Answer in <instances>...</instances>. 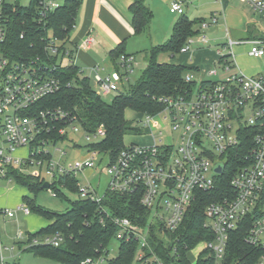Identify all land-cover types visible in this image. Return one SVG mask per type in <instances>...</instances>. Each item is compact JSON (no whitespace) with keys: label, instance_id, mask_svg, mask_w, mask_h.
<instances>
[{"label":"built area","instance_id":"built-area-1","mask_svg":"<svg viewBox=\"0 0 264 264\" xmlns=\"http://www.w3.org/2000/svg\"><path fill=\"white\" fill-rule=\"evenodd\" d=\"M218 1L223 6L224 0ZM243 1L264 18V0ZM5 4V0H0V177L8 178V170L14 168L45 182L42 175L45 168L51 188L62 176L76 178L79 171L93 167L96 156L105 152L89 148L85 156L69 166L53 158L48 145L68 139L70 130H77L79 124H73L74 116L60 107L38 108L35 105L62 87L61 79L55 74L59 66L75 64L76 61L71 59L64 64V58L69 57L70 51L60 50L56 39L51 36L44 47L48 56L43 57L41 53L19 57L8 54L3 48L8 37ZM60 4L58 0H40L37 7L39 22H44L47 14ZM170 11L182 14L185 10L181 1H173ZM212 19L216 22L218 15L215 14ZM208 25V21H204L203 28ZM24 35L22 31L21 38ZM202 39L208 42L205 34ZM189 42L181 51L190 50ZM241 42L229 37L227 42L221 44L222 47L216 49L219 54L217 63L222 71L236 68L233 46ZM250 42V53L263 57L264 34ZM94 43V36L87 35L78 45V50H87ZM56 55L59 57L56 61L49 58ZM117 65L120 70L114 67L105 75L102 74L105 67L99 64L92 67L95 88L104 97L117 91L118 83L133 72L134 56L121 54ZM218 74L217 69H210L208 75L211 78L200 82L195 97L192 88L186 95L160 98L165 104L162 110L155 114H143L139 118L141 125L159 129V134L163 133L162 124L168 123L172 131H179L178 142H164L163 137L159 136L151 144L125 145L116 158H111L108 166L111 175L109 190L128 193L140 191V203L150 213L144 225L133 223L125 217H114L119 226L115 238L128 240L135 237L139 242L138 258L144 255L142 248L150 245L148 235L155 226L162 225V229L175 231L190 207L195 191L215 188L217 163L225 164L228 151L240 143L244 128H249L253 130L252 144L245 154V163L239 166L230 180L232 192L208 203L205 208L204 226L214 233V239L202 242L204 249L214 255L215 264H224L229 233L246 224V241L263 250L256 264H264V72L249 76L240 70L221 79L214 78ZM185 79L192 80L191 74L185 73ZM59 119L65 121L64 126L59 128L61 136L51 138V122ZM87 133L88 138L89 134L99 138L91 143L99 142L105 136L103 127ZM23 147L26 148L25 153L17 154V150ZM56 150L66 153L61 147ZM30 168L36 171H30ZM78 187L81 197L89 196L96 201L103 197L97 196L90 186H81L78 182ZM18 210L24 214L31 212L24 202L14 210H0V213L13 216ZM104 211L107 216L112 215L109 208L104 207ZM161 234L170 241L165 232ZM62 239V234L56 232L46 235L41 241L59 246ZM39 242L36 239L35 243ZM110 258V247H107L98 255L84 258L81 264H107ZM149 261L163 264L156 255L149 257ZM2 264L7 262L3 259Z\"/></svg>","mask_w":264,"mask_h":264},{"label":"trees","instance_id":"trees-1","mask_svg":"<svg viewBox=\"0 0 264 264\" xmlns=\"http://www.w3.org/2000/svg\"><path fill=\"white\" fill-rule=\"evenodd\" d=\"M39 1L30 0L27 5L20 1L5 4L8 37L3 43L4 50L15 57L23 54L35 56L40 53L43 57L48 56L44 47L51 36L56 39L59 49H68L69 57L72 55L73 58L77 47L71 42V32L76 25L82 0H64L59 7L47 14L44 22L38 20ZM129 10L134 34L139 35L152 23L154 12L147 4V0H132ZM204 20L205 18L191 20L182 13L174 23L171 36L162 44L151 48L148 63L136 83L128 89H118L112 100H106L92 85L90 77L82 74L84 73L82 68L72 63L59 66L55 74L61 79L62 87L54 94L38 101L35 107H60L74 116L73 124L77 122L86 132L91 133L103 127L105 136L101 141L89 144V147L98 148L108 153L112 159L116 158L126 145V135L133 131L137 133L142 127L134 125L133 120L127 117L128 109L140 115L155 114L165 107L160 98L186 95V92L192 89L195 81L185 79V73L191 67L161 62L158 55L169 53L175 57L192 36L199 32L194 28L195 24ZM22 31L25 33L23 38ZM125 41L110 51L113 66L118 70L120 67L117 61L119 56L125 53ZM49 58L56 61L59 57L56 55ZM138 121L140 122L139 118ZM64 124L65 121L60 119L51 122L53 127L50 134L58 135L59 128ZM252 134V129L244 128L240 135V143L228 151L223 173L215 177V188L211 191H195L194 199L175 231L162 229V225L155 226L148 235L150 245L142 248L144 253L142 258L137 256L139 242L135 237L121 239L117 256L111 257L107 264H156V261H149L152 255H156L163 264H215L214 255L208 249L200 252L195 260L189 258L188 253L200 242L214 239V233L204 226L205 208L208 203L220 200L224 194L232 192L230 180L239 166L245 163L244 157L252 144ZM8 174L15 182L35 195L34 198L24 197V202L31 212L43 216L50 222L31 234L30 239L34 237L39 239L41 236L60 232L65 240L59 246L39 240V243L30 246L31 249L38 255L57 260L60 264H81L84 258L98 255L104 248L110 247L119 228L114 217H125L133 223L144 225L150 215L149 210L140 203V191L128 193L108 189L100 201L92 200L89 196H78L69 200L71 204L69 210L62 213L52 211L36 202L37 193L43 189L44 180L14 168H10ZM51 187L56 189L57 196L62 197L67 196L64 188L72 192L79 191L78 180L70 175L62 176ZM104 207L110 209L111 216L106 215ZM246 230L247 225L242 224L229 233L224 264H256L260 259L263 250L246 241ZM162 232H165L170 241L159 235ZM150 237L153 241H150Z\"/></svg>","mask_w":264,"mask_h":264},{"label":"rangeland","instance_id":"rangeland-1","mask_svg":"<svg viewBox=\"0 0 264 264\" xmlns=\"http://www.w3.org/2000/svg\"><path fill=\"white\" fill-rule=\"evenodd\" d=\"M7 1L15 2L16 0ZM17 1H20L24 5L27 3V0ZM59 1L61 3L64 2V0ZM206 1L207 0H203V2H205L204 4H200V1L198 0H190V2L187 3V16L191 20H195L196 18H205L209 21V23H211L207 28H203V23L205 20L201 23L195 24L194 28H197L199 32L192 36V39H190V50L180 51L175 54V57H172L169 53H160L158 55V59L161 62H173L191 67L186 73L191 74L192 80L195 81V84L192 86V88H194L193 97H195L196 92L200 87V82L202 80H206L207 78H211L208 75V71L210 69L218 70L219 74L214 77L217 79H221L228 74L235 73V71L240 70L249 76H256L259 73L264 72V56L256 57L250 53L252 48V43L250 40H253L264 34V18L262 15L253 10L243 0H229L227 5V13H225L227 18L224 19V17H222L223 15L218 16L219 21L214 22L212 19V8L208 7V2L206 3ZM147 3L151 6L154 12V19L150 26H148L143 33L139 35L134 34L131 36V38L125 41L127 53L134 56L135 68L123 83H118L119 90L128 89L131 85L136 83L148 63L151 48L153 46L162 44L171 36L174 23L181 16V14L170 12L172 0H148ZM218 13L220 12L218 11ZM233 13H235V17L232 16ZM243 13L246 15V18L242 17ZM241 20L255 22L250 23V25L247 24L244 26V29L238 27V22ZM236 21L238 24L235 23ZM226 24L229 25L228 32L230 36L227 33ZM204 34L207 36V43H205V41L202 39V35ZM229 37L235 41L243 42L236 43L233 46L235 62L237 64L236 68L231 69L230 71H222L220 65L217 63L219 54L217 53L216 49L218 47H222L221 44L227 42ZM115 47H117V45ZM95 54V56H98L97 61L99 65L106 68V70L102 71L103 75H105L107 71L115 69L112 63L110 52L105 54L104 52L102 53L100 51H95ZM73 56V58L72 55L71 57H65L64 64H67V62H69L71 59L75 61L76 57L75 55ZM83 66L84 73L82 74L89 76L92 85L96 87L94 83V72L89 67H85V65ZM123 85L125 87H123ZM117 91H113L104 98L108 101L112 100ZM126 115L129 119L133 120L134 125L142 126L140 131L138 130L140 133L133 131L132 133L126 135V145L131 143L151 144L154 143V141H156V137L159 138V136L163 137L164 142H178L179 131H172L171 126L168 123L165 125L162 124L161 129H163V133L159 134V129L153 130L151 127H145L141 125V123L138 121V118H140L142 115L139 113H135L134 111L128 109ZM60 134V131L58 132L59 136L52 133L50 137L59 138L61 136ZM87 136L88 133L82 128L81 125H78L77 130H70L68 139L58 140L55 145L51 143L48 145V147L56 161L69 166L74 161L85 156L90 148L89 144L92 141L99 139L91 134H89L90 138ZM57 147H61L66 153L62 154L60 151H57ZM25 151L26 148L23 147L19 149L17 153L22 155L25 153ZM110 162L111 156L108 153H100L95 158V165L93 167L79 171L76 175V179L81 186H90L97 196H103L107 189L109 190L108 185L111 180V175L108 172V166L110 165ZM30 171H36V169L30 168ZM28 175L33 176V174ZM42 175H44L46 181H50V177L45 174V168L43 169ZM8 176L12 177L10 174H8ZM15 184L16 183L14 181H11L7 177H0V186L5 185L7 188L12 187ZM64 190L67 194L66 197L57 196V194H54V192H56L54 187L47 189L43 188L37 193L36 202L37 204H40L49 210L60 213L65 212L71 207L69 200L77 198L79 196V192H72L65 188ZM22 213L18 212L15 216L9 218L8 216L0 217V264H2V257H4V261L7 262V264H60V262L55 259L36 254L30 247L34 240L33 238H27L25 242L21 241L20 236H18V232L20 230H22L23 236H27L28 232H31V230L41 228L42 225L37 222L38 219L39 221L44 220L45 223L42 224L47 225V222H49L48 219L44 218L43 216L41 217L35 212H32L31 214ZM29 215L36 221L29 222L27 220ZM46 225H44V227ZM159 235L162 236L161 233H159ZM44 237L45 236H41L38 240H43ZM164 238L166 239V237ZM64 241L65 240L62 239L61 243H64ZM150 241H153L151 237ZM119 247L120 240L114 237L110 243L111 257L117 256ZM204 247L205 245L203 242L197 244L191 251H189V258L195 260L199 253L203 251Z\"/></svg>","mask_w":264,"mask_h":264},{"label":"crops","instance_id":"crops-1","mask_svg":"<svg viewBox=\"0 0 264 264\" xmlns=\"http://www.w3.org/2000/svg\"><path fill=\"white\" fill-rule=\"evenodd\" d=\"M131 1L132 0H82V3L78 9V13L76 17V25L73 31L71 32V42L77 47L76 53H75V57H76L75 61L77 65H79L83 69H84L83 65H85V67H89L92 70V67L94 65L99 64L97 61L98 56H95L96 55L95 51H100L102 53L104 52L106 54L110 52L113 48H115L116 45H119L122 41L127 40L131 38V36L134 35L132 15L129 10V5ZM173 1H181L184 7V10H185L184 13L187 15V7H188L187 3L190 2V0H172V2ZM198 1H200V4L205 3L203 2V0H198ZM228 1L229 0H224L223 6L218 0H215V1L207 0L206 3L208 2V7L212 8V16H214L215 14H217L218 16L223 15L222 17L226 19L227 17L225 16V13H227ZM5 2L14 3V2H9L7 0H5ZM29 2L30 0H27L26 5ZM59 3L61 2L59 1ZM218 11L220 13L222 12L223 13L220 14L218 13ZM232 16L235 17V13H233ZM242 17L246 18V15L243 13ZM205 21H208V20L205 19ZM218 21H219V17L216 22ZM252 22H255V21L241 20L238 22L239 24L237 23V21L235 23L239 25L238 27L244 28V26H246L247 24L250 25V23ZM210 24L211 23H209L207 27H209ZM226 26H227V33L229 35V32H228L229 25L226 24ZM87 35L94 36L95 38L94 45L87 50H82V49L78 50V45L84 40V38ZM125 53H127L126 47H125ZM8 178L11 181L15 182V180L12 177H8ZM15 183L16 184L13 185L12 187L6 188L5 185L0 186V210L1 211L5 209H16L18 205H20L21 203H24L25 196H29L31 198H34L35 196L26 187L18 184L17 182ZM18 212L22 213V211L18 210L16 211V214ZM31 213L32 212H30V214ZM1 216H4V217L8 216V218L13 217V216L6 215L3 212L0 213V217ZM27 220L29 222L36 221L32 219L30 215L27 218ZM37 222L42 225L41 228H43L44 225H46V224H42V223H45L44 220L39 221L38 219ZM47 223L49 224L50 222H47ZM40 229L37 228L35 230H31V232H28L27 236H23L22 230H20L18 232V236H20V239L22 242H25L27 238L30 239L31 234L36 233ZM33 239L34 240L32 244H35V241L37 238L35 237ZM3 259L4 257L1 258V261Z\"/></svg>","mask_w":264,"mask_h":264},{"label":"water","instance_id":"water-1","mask_svg":"<svg viewBox=\"0 0 264 264\" xmlns=\"http://www.w3.org/2000/svg\"><path fill=\"white\" fill-rule=\"evenodd\" d=\"M224 167H225V164L223 162H219L217 163L216 167H215V172L218 173V174H221L223 173L224 171ZM42 188H50V182L49 181H45L42 185Z\"/></svg>","mask_w":264,"mask_h":264}]
</instances>
